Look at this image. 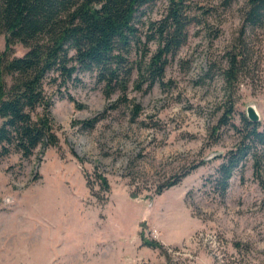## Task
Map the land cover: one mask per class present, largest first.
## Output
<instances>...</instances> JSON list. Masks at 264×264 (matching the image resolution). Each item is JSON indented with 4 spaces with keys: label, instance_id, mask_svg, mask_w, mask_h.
Returning a JSON list of instances; mask_svg holds the SVG:
<instances>
[{
    "label": "rangeland",
    "instance_id": "rangeland-1",
    "mask_svg": "<svg viewBox=\"0 0 264 264\" xmlns=\"http://www.w3.org/2000/svg\"><path fill=\"white\" fill-rule=\"evenodd\" d=\"M243 2L190 27L152 87L133 74L123 96L105 97L93 74L79 73L52 98L56 147L0 160V264H264V191L251 159L222 195L208 183L237 142L228 126L214 131L228 107L236 125L252 106L264 132V38L251 43L253 65L235 87L220 77ZM164 6L142 20L158 19ZM3 44L0 35V52ZM95 118L90 129L78 124ZM138 232L157 247L142 246Z\"/></svg>",
    "mask_w": 264,
    "mask_h": 264
},
{
    "label": "trees",
    "instance_id": "trees-1",
    "mask_svg": "<svg viewBox=\"0 0 264 264\" xmlns=\"http://www.w3.org/2000/svg\"><path fill=\"white\" fill-rule=\"evenodd\" d=\"M158 1L165 3L162 14L144 22L145 11ZM234 1L214 0L204 7L198 0H0L4 42L0 52V160L11 152L26 160L37 148L56 147L52 98H62V91L77 74H93L105 97L123 96L133 74L137 84L152 87L161 82L168 59L186 42L188 29L203 27L218 8L226 10ZM260 36L264 38V0H244L235 36L223 53L220 77L227 88L235 87L243 71L253 65L251 43ZM149 44L154 45L152 51ZM15 45L24 49L22 55L14 56ZM137 50L139 57L130 60ZM65 97L73 102L69 95ZM231 113L228 107L214 131L228 126L237 142L220 158L208 183L222 195L249 157L252 178L264 191V132L258 122H248L243 114L235 125ZM96 121L78 124L90 129ZM98 179L106 185L102 177ZM178 181L169 180L154 193L159 195ZM138 238L142 246L157 247L141 232Z\"/></svg>",
    "mask_w": 264,
    "mask_h": 264
},
{
    "label": "water",
    "instance_id": "water-1",
    "mask_svg": "<svg viewBox=\"0 0 264 264\" xmlns=\"http://www.w3.org/2000/svg\"><path fill=\"white\" fill-rule=\"evenodd\" d=\"M244 115H245V118L247 119V121L250 123L254 124V123L259 122L258 115L252 106H247L245 108Z\"/></svg>",
    "mask_w": 264,
    "mask_h": 264
}]
</instances>
